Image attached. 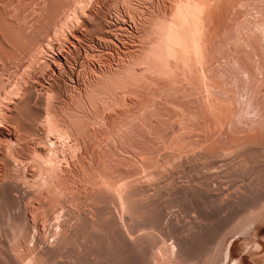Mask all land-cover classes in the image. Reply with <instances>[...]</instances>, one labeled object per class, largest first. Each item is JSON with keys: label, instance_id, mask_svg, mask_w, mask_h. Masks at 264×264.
<instances>
[{"label": "bare ground", "instance_id": "obj_1", "mask_svg": "<svg viewBox=\"0 0 264 264\" xmlns=\"http://www.w3.org/2000/svg\"><path fill=\"white\" fill-rule=\"evenodd\" d=\"M59 1L0 0V264H244L224 255L239 234L241 253L264 264L256 253L264 191H239L241 176L239 189L229 191L222 180L248 164L256 183L263 181L264 140L238 125L240 90L212 77L213 64L231 54L251 77L237 50L226 56L216 47L231 39L240 7L253 8L264 29L257 0H67L68 10L56 14ZM86 38L93 44L85 50ZM259 57L255 77L263 82ZM62 73L64 89L55 81ZM182 86L200 107L174 100L171 92ZM146 94L165 104L170 125L126 170L104 174L106 139L85 147L88 124L97 118L113 129L122 111L110 109ZM255 113L264 121L262 100ZM87 151L89 175L77 167Z\"/></svg>", "mask_w": 264, "mask_h": 264}, {"label": "rangeland", "instance_id": "obj_2", "mask_svg": "<svg viewBox=\"0 0 264 264\" xmlns=\"http://www.w3.org/2000/svg\"><path fill=\"white\" fill-rule=\"evenodd\" d=\"M66 1L67 0H60L59 1L60 5H56V8H55V13L56 14H60L61 12L68 10L67 3H65ZM136 1H138V2H136ZM133 2L136 3V4H138V3L142 4L143 3L140 0H133ZM20 4H22V2ZM22 5L25 6L24 3ZM110 5H111V3L109 4V6ZM26 6L29 8V6L32 7V4L28 3V4H26ZM33 6H34V4H33ZM111 7H112L111 10H113V11L110 10V12H111V13H109V14H111V15H109L110 17L113 16L115 14V12H116L115 6L111 5L109 8H111ZM239 7L240 6H238V8ZM257 7L264 11V0H257ZM249 9H252V11H250L251 13L249 12ZM12 10H14V11H12ZM240 10H241L240 14L235 16V14H236L235 13L234 16H233L234 19H235V17H236V19L234 20L235 22H233V24H232L234 26L232 28V34L230 35L231 39L229 38V40L224 41L222 43L219 42L217 44L216 50H217V52H219V51L221 52L222 51V53L225 54V55L226 54L230 55L231 54L230 51H233L235 53V50H237L240 53L241 59L250 68L252 75L249 78L243 72V70H241L235 64V62H233L234 58H232L233 56H231L233 54L230 55L231 57L228 56V55H226V56H228V57H226V56H223V54L221 53L222 57H226L227 59L230 57L228 60L231 59L230 60L231 62L228 61V60H226L227 61L226 62L225 61L226 58H224V60H223V58L221 56L220 57L222 59H219V60H222V61L218 60L217 62H219L223 66L225 64V67H226L225 70H228L230 67H232V69H230L232 72L230 70H228L227 72L224 71L225 67H223L222 65L221 66H217L216 65L217 63H216V64H213V67H212L213 70H214L213 74H212V77L214 76V77L220 79V81L222 79L221 82L227 83L228 85H229V82H231L230 83V87H232V91L236 88V90L233 91V92L237 91L236 92L237 94H238V91L240 90L239 91L240 96L237 95V97L239 98V102H238L239 103L238 104L239 105V110L242 111L241 112L242 114H240L239 117H241L242 115H244V116H242V118H239V120H242V121L244 120V121L243 122L242 121L239 122L240 124H238V125L240 126V128L245 127V128H243L244 130H246V129L248 130V128H247V126H248L250 128L248 130V132H250L252 130L251 133L254 132V131L255 132L257 131L259 134L256 137V139L264 140V121H262L261 118L255 113V110H256V108H257V106L259 104V101L261 102V100H262V102H264V99H263L264 98V96H263L264 95V80L262 82V78L261 79L259 78L260 80L259 79L257 80L256 77H255V75L257 74L256 65H257V62L260 60L259 54L262 57H264V36H262L263 35L262 33H264V32H262V30H264V29L260 26L262 28V30L260 29L261 30L260 32H262V33H260L259 31H257V33H255L256 30H258L260 28L259 25H258V21H257L259 14L256 13V11H255V13H256V17H255L254 16L255 13L253 11L254 10L253 8L248 7L246 9V6H245V7H242V8L240 7ZM242 10H246V12L242 11ZM9 12L10 13L12 12V14H15L14 12H16V11H15L14 8H10ZM247 12H249L250 14L249 13L247 14ZM251 14H253V16ZM40 15H41V18L45 17L44 13H40ZM110 17H108V18H110ZM108 18H107V20H109V22L108 21L107 22L111 23L112 22L111 19H108ZM113 18H114V16H113ZM254 18H257V19H254ZM124 19H125V24H126V26L128 27V30H129V27L132 26V22H131V20L129 19L128 16H125V18H122L121 21L124 20ZM255 20L257 21V25H258L256 27H258V28L253 32V30H254L253 27L255 26V23H256ZM240 22H241V24L244 23V25L243 24L241 25ZM253 22H255V23H253ZM235 23L237 25H235ZM238 25L239 26L241 25V26L238 27ZM251 25H252V27H251ZM117 33L120 34L121 32L117 31ZM128 33L129 32H127V34ZM259 34H262V35H259ZM129 35H131V33ZM87 37H89V35ZM86 40L84 41V44L86 43L85 46H84L85 50H86V47L90 48V47H92V44H93L92 41L89 38L88 39L86 38ZM87 44L88 45L90 44V45L87 46ZM69 49H70L71 52H68V55L72 56L73 49L72 48H69ZM82 53H83V51H81V54ZM74 54H75V52H74ZM235 55L236 54H234V57H235ZM221 62H224V63H221ZM229 62L231 63V64H229V66L231 65L230 67H228V63ZM221 67H222L223 70L221 69ZM233 71L235 73L237 72V74L239 73V75L235 77ZM230 72H231V74H230ZM58 74L56 75L55 81L57 80L56 81L58 83L57 85H59V87L61 89H64L66 82H68L67 81V76H66V74L63 75V73L60 74V75H58ZM258 74H260L259 76L264 75V70L260 71V73H258ZM263 78H264V76H263ZM223 79H227L228 81H226V80L223 81ZM64 80H65V82H64ZM232 84L236 85L239 88H237L234 85L232 86ZM228 85H227V87H229ZM230 87H229V89H231ZM163 89L165 90L164 93L170 92L169 89H167V88H163ZM184 89H185V91H184ZM241 91H242V93H241ZM171 93H172L173 98H175L174 100L179 101L178 103L184 108L197 109L198 107H200V103L197 100L198 96L193 94V93H191L189 91V89L186 88V87L182 86L181 88H179L176 91H173ZM250 93L252 95H250ZM258 93H260V94H258ZM128 95L129 96H133L132 94H128ZM249 96L250 97L252 96L253 98L251 100V103L248 104V102H245V100L248 101ZM240 103H242V105H240ZM244 104H246V106ZM119 105L120 106L117 105L116 107H113L112 109H110V110H113V109L119 107V110L122 111V112H120V114L115 119L116 121L114 123V125H115L114 128L116 130L114 128L113 129H109L107 127L105 128L102 120L94 118L95 122H97V123L95 124L93 122L94 121L93 120V121H91V125H90V123L88 124L89 125V130L86 133V142H84V146L87 147L90 143H93V142L99 140V138H101V137L106 139V142L100 147L101 159H102L101 165L102 166L99 165V168L106 175H113V174H115L117 172H122L123 170H126L125 168L129 164L128 162H130L131 156L133 154L143 155L144 152L148 148H150V145L152 144V142L158 140V138L161 135V131L166 129L170 125L171 113L167 111L166 107L164 106L165 104L160 102V101H158V100L152 99V97L150 98V95H148V94L137 98L136 99V103L133 104L130 107H123L122 103H120ZM244 118L248 119L250 122L248 120L246 121V119H244ZM128 120H129V122H128ZM140 122H141V124H140ZM99 123H101V124H99ZM244 123H246V124H244ZM247 123H250V124L247 125ZM97 124H99V126ZM90 128H91V130H90ZM242 136L244 138H248L249 134L248 135L243 134ZM227 137L228 138H232L231 135H227ZM113 139H114L115 142L113 141ZM118 143L120 144V146H116V145H119ZM121 146L123 147V149L120 148ZM126 152H127V154H126ZM128 154L130 156H128ZM263 155H262V157H263ZM91 158L92 157L88 153V151L86 153H84L82 156H80V158H78L77 167L82 171V173L87 174V175L90 174V168H91L90 159ZM262 159H264V157L261 158V160ZM262 161H264V160H262ZM105 163H106V165H105ZM247 165H245V167L247 169L249 167L248 170L245 169V167H243V165L242 166L239 165V168L242 167L243 169H245V173L246 174L244 173L245 177H243L244 178L243 180L241 179L243 174L242 173L238 174V173H240L242 171V168H241V171H240V169H238L240 171V172L237 171L238 176H237L236 173H235V175L234 174H225V177H227V175H229L228 178H231V180L228 179L229 181H227L226 180L227 178H225V177H224L225 180H224V178H222V180L225 182L223 184L226 186V187L225 186L224 187L227 190L232 191V189H233V191H234V189L237 187L236 186V182H235V181H237L236 178L239 179V177L241 176L240 179L245 184H243L240 179L238 180L240 182L237 181V185L239 183V185H238L239 188H240V184H242L241 185V187H242L241 190L237 187L239 189V191H242V189H246L247 187H245V186H250L249 188L252 189V190L253 189L256 190L257 194H259L260 191H264V182H263L264 178H263V181L260 180L262 178H258V180H257L258 184H257L256 181L254 180V178L257 179V177H255L256 175L254 176L253 172L251 173V171H250V169L252 167L250 165L247 167ZM220 166L222 168V165H219V167L215 168V170L217 169L216 171H219L218 168L220 169ZM220 170L222 171L223 168L220 169ZM246 170H247V172H246ZM243 172H244V170H243ZM250 177L253 180H251ZM226 181L228 182V187H227V182ZM259 181H261V182H259ZM254 182H255V184H254ZM246 183H248V185H246ZM259 183H260L261 187H259L258 190H257L256 186H260ZM261 183H263V184H261ZM251 186H253V188ZM260 188H261V190H260ZM179 210H180L179 207H174V208L170 209V212L175 214V215H177ZM245 216H246L245 217L246 219L249 218L248 217L249 215L248 216L245 215ZM246 219H244V220H246ZM4 223H5V221L3 220L1 222V224H4ZM15 224H14L15 227L19 226V222H16ZM18 231H19V229H18ZM21 235H22V233L19 232L18 235H16L17 239H20ZM241 237H244V235L243 234H239V235H236V236L228 239V241L226 242L225 247H224L225 248L224 255L227 254L228 251H229L232 254V257H233L232 259L233 260L234 259L239 260L240 258L244 257L245 258V263L244 264H256L255 262L250 260V257H248L249 255L247 256L245 252L241 253L242 250L240 248V245L243 242V239ZM258 237H259V239H258L259 242L258 243H260V244L257 245L258 249H256V253L259 252L257 255L259 257L258 259L260 260V259H263V257H264V228H263V230L260 231ZM22 241H23V243H25L24 240H22ZM23 246H22V249L23 248L27 249L26 244H24ZM240 261H241V259H240ZM239 264H240V262H239Z\"/></svg>", "mask_w": 264, "mask_h": 264}]
</instances>
